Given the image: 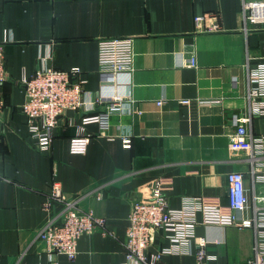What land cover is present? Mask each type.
Returning a JSON list of instances; mask_svg holds the SVG:
<instances>
[{
  "label": "crops",
  "instance_id": "1",
  "mask_svg": "<svg viewBox=\"0 0 264 264\" xmlns=\"http://www.w3.org/2000/svg\"><path fill=\"white\" fill-rule=\"evenodd\" d=\"M240 10V0H0V42L6 31L8 39L0 87V264H121L130 201L148 197L156 179L170 207L198 196L228 212L226 175L241 171L250 206V169L264 155L252 159L228 137L247 107L248 68L264 62V24L243 32ZM208 12L218 13L221 30L195 32L194 16ZM103 37L133 38L128 84L125 75L98 71ZM191 54L194 66L186 64ZM42 66L77 67L93 101L88 111L59 117L48 151L36 148L20 110L21 79ZM110 96L127 100L129 110L110 113L103 134L96 123L83 125L89 140L83 152H72L80 117L103 111ZM248 128L262 133L264 115L253 116ZM53 181L79 209L105 220V234L94 229L79 237L73 259L49 257L36 237L60 208H42ZM164 235L155 233L150 251L168 244ZM195 235L205 237L214 264H250V229L198 223ZM196 247L192 242L190 253L166 254L157 264H195Z\"/></svg>",
  "mask_w": 264,
  "mask_h": 264
},
{
  "label": "built area",
  "instance_id": "2",
  "mask_svg": "<svg viewBox=\"0 0 264 264\" xmlns=\"http://www.w3.org/2000/svg\"><path fill=\"white\" fill-rule=\"evenodd\" d=\"M241 30L249 32L264 24V0H240ZM195 32H217L221 30L217 12L196 15L193 18ZM7 31L0 42V87L7 78L4 69L3 43L7 39ZM97 61L98 71L111 76L125 75L127 84L134 69V49L132 37H103L98 39ZM186 64L194 66L196 58L190 55ZM79 69H55L42 66L29 77H22L25 90V100L20 105L21 112L26 117V126L30 137L35 140L36 148L48 151L52 143L53 129L59 117L66 110H90L93 101L86 98L83 91L84 79L79 78ZM102 97V96H101ZM247 107L240 115H235V129L230 133L229 143L234 146H244L250 151L252 159L264 155V131L253 134L248 123L253 116L264 115V62L248 68L247 87L245 91ZM182 103H187L183 99ZM157 103H159L157 101ZM4 100L0 92V119ZM129 110L127 100L110 96L107 107L94 114L80 117L76 134L71 138L70 150L83 152L89 140L82 134L83 125L96 123L100 134L108 128V117L112 112ZM122 145L129 146V138L121 137ZM264 162L251 166L252 175L251 204L241 171H229L227 178V199L229 211L224 212L216 204L206 203L198 196H184L179 207L168 205L167 197L162 191L159 179L152 182L148 197H135L130 201L126 239L124 241V260L121 264H157L166 254L190 253L194 242L195 264H214L215 257L207 253L206 239L195 235L198 223L230 225L237 229H250L253 232L252 256L250 264H264ZM260 189H256V185ZM100 196V193H97ZM59 203L58 212L49 214L43 226L37 232V238L45 245L49 257L63 254L68 259L76 255V244L79 237L94 229L105 234L104 218L94 215L91 211L78 208L76 199H68L64 195L58 181H53L47 193L42 208L51 211L54 204ZM247 210L250 212L248 213ZM247 212V214H246ZM199 216V217H198ZM165 232L167 245L154 251L149 248L154 244L155 233Z\"/></svg>",
  "mask_w": 264,
  "mask_h": 264
}]
</instances>
